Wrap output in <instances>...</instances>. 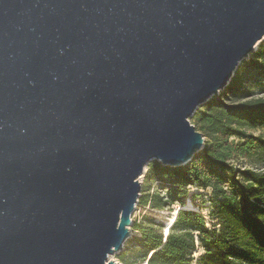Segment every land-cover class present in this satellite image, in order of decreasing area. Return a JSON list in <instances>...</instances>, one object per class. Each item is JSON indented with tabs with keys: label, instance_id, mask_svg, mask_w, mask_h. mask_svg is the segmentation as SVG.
Returning <instances> with one entry per match:
<instances>
[{
	"label": "water",
	"instance_id": "water-1",
	"mask_svg": "<svg viewBox=\"0 0 264 264\" xmlns=\"http://www.w3.org/2000/svg\"><path fill=\"white\" fill-rule=\"evenodd\" d=\"M263 41L264 0H0V264H117L146 166L203 151Z\"/></svg>",
	"mask_w": 264,
	"mask_h": 264
},
{
	"label": "trees",
	"instance_id": "trees-1",
	"mask_svg": "<svg viewBox=\"0 0 264 264\" xmlns=\"http://www.w3.org/2000/svg\"><path fill=\"white\" fill-rule=\"evenodd\" d=\"M189 122L206 139L203 151L186 166L149 163L136 204L157 212L178 207L166 226L148 216L134 221L137 235L128 240L122 261L264 264V41L237 67L225 89L197 109ZM255 130L262 133L256 137L248 133ZM240 159L262 167L238 169ZM192 187L211 190L209 227L185 203ZM197 250L202 254L194 259Z\"/></svg>",
	"mask_w": 264,
	"mask_h": 264
},
{
	"label": "rangeland",
	"instance_id": "rangeland-1",
	"mask_svg": "<svg viewBox=\"0 0 264 264\" xmlns=\"http://www.w3.org/2000/svg\"><path fill=\"white\" fill-rule=\"evenodd\" d=\"M248 61V60H247ZM249 134H251L252 136L256 137L258 135H260L262 133L261 130H255L253 132L249 131ZM206 141V139H205ZM237 143V140H235ZM236 166L238 169H252L254 171H258L262 166L261 165H252L250 163V161L248 160H241L236 163ZM145 174V173H144ZM144 174L142 177H144ZM139 182L141 183V186L143 184V178L141 180H139ZM155 191V188H151L150 192L153 193ZM211 196V190H207V191H203L201 189H198L196 187H192V188H188V199L186 200V205H191L194 210H197L202 217L206 220V222L208 223V227L211 224L209 219H208V215L209 212L212 208V204L208 203V200ZM178 206L172 208V210H165V211H154L151 208H144L142 209L141 207L137 206L136 210L132 213L131 215V221H138L140 222L141 218L144 216H148L149 218H152L153 220H155L158 223H162L166 226V223L169 221L168 219L171 217L172 213L176 210ZM130 232L131 235H137V233H135L132 229V227L130 228ZM131 238V236H130ZM128 242V241H127ZM127 242L124 244V248L121 252L119 253H115L113 256L109 257V261L111 262H116L117 264H126L125 262L122 261V254L124 253L125 250H127L129 244H127ZM200 254H202V252L200 250H197L196 253L194 254V259H196ZM130 257L125 258V260H128ZM133 258H130V260H128V264L132 263ZM133 264H142L139 261H134ZM191 264H195V260L191 263Z\"/></svg>",
	"mask_w": 264,
	"mask_h": 264
}]
</instances>
